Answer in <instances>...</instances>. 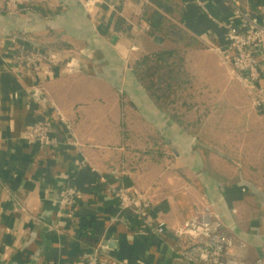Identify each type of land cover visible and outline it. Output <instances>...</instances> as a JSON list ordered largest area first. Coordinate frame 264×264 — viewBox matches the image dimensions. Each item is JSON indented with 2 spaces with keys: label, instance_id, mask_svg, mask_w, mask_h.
Here are the masks:
<instances>
[{
  "label": "crops",
  "instance_id": "obj_1",
  "mask_svg": "<svg viewBox=\"0 0 264 264\" xmlns=\"http://www.w3.org/2000/svg\"><path fill=\"white\" fill-rule=\"evenodd\" d=\"M171 1L182 7L181 26L202 44L185 57L187 113L196 107L197 79L224 87L232 115L229 125L215 126L217 139L204 115L190 131L163 116L131 74L140 55L173 47L149 33L142 18L148 0H14L10 8L0 0V264H83L97 243L106 246L103 264H169L175 230L204 209L234 237L230 255L264 261V110L224 53V22H241L233 2L256 15L264 0ZM20 43L56 53L58 63L28 75L14 59ZM45 115L73 144L39 149L25 140ZM135 116L157 120L150 143L146 128L130 124ZM151 148L164 150L159 160ZM211 155L216 175L204 159ZM169 156L175 161L165 164ZM65 182L78 192L71 211L59 200ZM125 183L151 202L147 232L135 231L111 197ZM84 218L93 222L91 244L79 239ZM157 221L166 225L162 234L149 227Z\"/></svg>",
  "mask_w": 264,
  "mask_h": 264
},
{
  "label": "built area",
  "instance_id": "obj_2",
  "mask_svg": "<svg viewBox=\"0 0 264 264\" xmlns=\"http://www.w3.org/2000/svg\"><path fill=\"white\" fill-rule=\"evenodd\" d=\"M14 0H4L5 7L10 8ZM200 7L201 0H196ZM234 21L224 22L226 27L225 58L233 72L243 84L254 91L255 105L264 110V11L252 14L243 9L239 1L233 2ZM30 8V7H29ZM26 10H29L26 7ZM17 66L28 75L39 71L44 64L55 66L58 63L56 53L40 48L28 46L25 43L17 45L14 52ZM25 140L36 145L39 149L58 148L60 143L73 144L70 139L63 142L54 127V118L45 115L34 121L27 129ZM111 197L118 200L123 211L145 218L147 223L151 202L132 186L113 188ZM61 206L73 209L77 202L78 192L71 183L65 182L59 188ZM153 232L162 234L166 225L163 221L149 226ZM176 241L173 253L191 264H264L262 258L253 262L230 255L234 246V237L225 232L222 224L216 218H210L207 209L199 217L184 220L175 230ZM106 246L97 243L82 256L83 264H103V253Z\"/></svg>",
  "mask_w": 264,
  "mask_h": 264
},
{
  "label": "trees",
  "instance_id": "obj_3",
  "mask_svg": "<svg viewBox=\"0 0 264 264\" xmlns=\"http://www.w3.org/2000/svg\"><path fill=\"white\" fill-rule=\"evenodd\" d=\"M182 14V7L171 0H148L143 7L142 18L149 25V33L169 40L173 47L160 48L140 55L130 66V71L153 106L183 130L190 131L189 129L194 127L197 121L190 122L187 117L188 110L184 109V113H181L183 111L180 112L178 108L188 106L185 91L191 82V77L185 67L186 51L201 46V43L181 26ZM120 22L121 20L118 19V23ZM156 134V141L164 143V138ZM149 151L157 160L164 154V150L151 148ZM124 185L129 186V183ZM66 209L69 211V208ZM125 212L135 231H148L144 217L129 210ZM84 219L79 227V239L91 244L94 233L93 222ZM172 260L173 262L169 264H190L175 254Z\"/></svg>",
  "mask_w": 264,
  "mask_h": 264
},
{
  "label": "rangeland",
  "instance_id": "obj_4",
  "mask_svg": "<svg viewBox=\"0 0 264 264\" xmlns=\"http://www.w3.org/2000/svg\"><path fill=\"white\" fill-rule=\"evenodd\" d=\"M173 44L168 40L167 42H165V46H172ZM202 46V44H201ZM199 46V47H201ZM187 52L185 54V57H187ZM218 87H216L215 85H211L208 84L207 81L205 79H203L202 77L197 79L196 82H194V85L192 86V89L197 92V100H196V107L195 110L193 108L192 110V114H188L187 117L190 119L189 121L193 122L196 121L195 119H200L203 115L205 116V123L204 125H206V132H213V134L211 133V137H215V139L218 138V134H217V126L220 125H229L227 123L231 122L229 121V118H231L232 112H230L231 108H229V103L228 101L225 99L224 97V87L220 89H217ZM240 88V87H239ZM241 90V89H240ZM200 101L203 102H210L212 103L211 106H207L205 105V107L202 106V104H200ZM187 103L189 104V106H191V102H189L187 100ZM195 103V102H194ZM186 107H182V108H178L179 111H183L181 113H184V109L187 108ZM186 110H189L188 108ZM136 117V116H135ZM133 120V121H132ZM202 120V119H201ZM132 125H134L136 128L137 127H141V128H146L145 130L147 131V142L150 143V139L148 138V133L152 132L151 128L153 125H158L157 120H154L149 118V117H144V119H138L137 117L132 119L131 118V123ZM196 124V123H194ZM193 125V124H192ZM132 126V127H134ZM216 126V127H215ZM212 127L215 129L212 130ZM145 131V132H146ZM216 131V132H215ZM157 135V134H156ZM223 133L220 135V138H223V140H227V138L223 137ZM161 143V146H163ZM164 149V148H163ZM168 151V150H166ZM169 155L170 152L168 151ZM168 156V155H167ZM172 156V155H171ZM215 155H211L208 156L207 158H204L205 160H209L207 163V166L211 172V174L216 175V173L218 172V170H220V167L218 165L217 162L212 161L213 157ZM174 158L170 157L167 159V161H165V164H169L171 162H174Z\"/></svg>",
  "mask_w": 264,
  "mask_h": 264
},
{
  "label": "water",
  "instance_id": "obj_5",
  "mask_svg": "<svg viewBox=\"0 0 264 264\" xmlns=\"http://www.w3.org/2000/svg\"><path fill=\"white\" fill-rule=\"evenodd\" d=\"M160 40H161L160 37H158V36L154 37V41H155V42H158V43H159ZM31 94H32L33 97H34L35 99H37V100H43V99H44V97H43V95L41 94V92L38 91L37 89H33V90H31Z\"/></svg>",
  "mask_w": 264,
  "mask_h": 264
}]
</instances>
